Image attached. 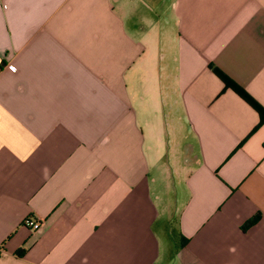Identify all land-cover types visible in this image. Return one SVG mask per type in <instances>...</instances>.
I'll use <instances>...</instances> for the list:
<instances>
[{
    "label": "crops",
    "instance_id": "obj_1",
    "mask_svg": "<svg viewBox=\"0 0 264 264\" xmlns=\"http://www.w3.org/2000/svg\"><path fill=\"white\" fill-rule=\"evenodd\" d=\"M212 64L264 107V0H0V264H264V122Z\"/></svg>",
    "mask_w": 264,
    "mask_h": 264
},
{
    "label": "trees",
    "instance_id": "obj_2",
    "mask_svg": "<svg viewBox=\"0 0 264 264\" xmlns=\"http://www.w3.org/2000/svg\"><path fill=\"white\" fill-rule=\"evenodd\" d=\"M213 71L220 77L224 82L225 88H231L238 93L244 100H246L260 115L261 123L264 122V107L251 95L248 91L227 75L222 69L215 65H211ZM256 218L250 220L248 224H253ZM25 249H21L18 254H23Z\"/></svg>",
    "mask_w": 264,
    "mask_h": 264
},
{
    "label": "built area",
    "instance_id": "obj_3",
    "mask_svg": "<svg viewBox=\"0 0 264 264\" xmlns=\"http://www.w3.org/2000/svg\"><path fill=\"white\" fill-rule=\"evenodd\" d=\"M9 68L12 71H16V66H14V65H9ZM25 224L30 226L33 230H38L42 226V223L33 217H28L25 221Z\"/></svg>",
    "mask_w": 264,
    "mask_h": 264
}]
</instances>
